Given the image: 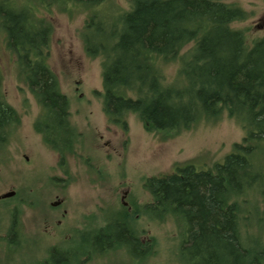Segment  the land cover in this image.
Returning <instances> with one entry per match:
<instances>
[{
  "label": "trees",
  "instance_id": "obj_1",
  "mask_svg": "<svg viewBox=\"0 0 264 264\" xmlns=\"http://www.w3.org/2000/svg\"><path fill=\"white\" fill-rule=\"evenodd\" d=\"M39 1L88 10L105 0ZM38 9L0 0V24L40 107L34 127L63 165L76 135L67 98L46 61L51 28L37 16ZM90 15L81 39L88 56L101 57L107 122L125 131L126 116L136 113L147 131L167 136L224 112L246 130L242 141L211 169L186 163L171 173L147 177L143 184L153 200L142 211L175 217L183 226L181 252L193 264H264V240L252 236V211L240 207L246 200L242 194L250 190L260 191L264 203V35L248 41L242 30L233 28L231 23L246 14L225 0H131V7L114 17ZM173 60L180 67L175 81L166 84L160 64ZM13 123L14 110L0 98V142ZM254 210L264 224V211L258 212L256 205ZM87 242L97 253L124 247L136 258L147 246L131 229H118L114 222ZM73 256L53 247L40 264H69Z\"/></svg>",
  "mask_w": 264,
  "mask_h": 264
},
{
  "label": "rangeland",
  "instance_id": "obj_2",
  "mask_svg": "<svg viewBox=\"0 0 264 264\" xmlns=\"http://www.w3.org/2000/svg\"><path fill=\"white\" fill-rule=\"evenodd\" d=\"M22 6H38L37 16L50 25L46 61L59 90L68 101L70 126L75 138L63 165L34 124L40 107L31 95L16 56L6 44L0 24V98L15 113L0 142V264H40L51 248L71 251L69 264H193L181 252L183 226L172 215L153 217L142 207L153 199L144 187L150 176L167 174L191 163L211 169L241 142L246 130L234 117L200 119L187 129L164 136L145 129L136 113L126 116L127 129L107 122L102 111L101 57L86 54L81 30L90 12L114 17L131 7V0H105L88 10L76 5L46 4L39 0H13ZM240 7L243 20L231 23L248 41L264 35V0H225ZM118 12H117V11ZM189 45L182 51L185 52ZM164 82L173 83L180 61L160 64ZM264 166V142L260 143ZM240 207L250 209L254 240H264V211L260 191L243 193ZM125 218H124V217ZM12 219L16 234L7 239ZM131 229L143 244L142 257L124 247L102 253L87 239L107 223Z\"/></svg>",
  "mask_w": 264,
  "mask_h": 264
},
{
  "label": "water",
  "instance_id": "obj_3",
  "mask_svg": "<svg viewBox=\"0 0 264 264\" xmlns=\"http://www.w3.org/2000/svg\"><path fill=\"white\" fill-rule=\"evenodd\" d=\"M13 191H8V192H5L1 195L2 198H5V197H9V196H12L13 195Z\"/></svg>",
  "mask_w": 264,
  "mask_h": 264
}]
</instances>
